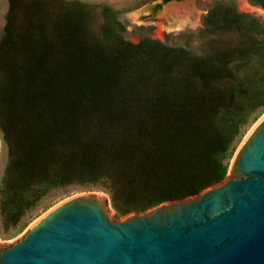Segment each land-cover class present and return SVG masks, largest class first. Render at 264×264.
Returning a JSON list of instances; mask_svg holds the SVG:
<instances>
[{"label":"trees","instance_id":"1","mask_svg":"<svg viewBox=\"0 0 264 264\" xmlns=\"http://www.w3.org/2000/svg\"><path fill=\"white\" fill-rule=\"evenodd\" d=\"M8 1L3 39L19 48L0 53V132L10 155L0 216L15 223L73 183L106 180L125 216L224 179L236 144L264 114V25L256 18L215 4L205 24L232 29L234 47L211 40L196 54L123 40L108 7L90 39L72 8L49 13L40 1Z\"/></svg>","mask_w":264,"mask_h":264},{"label":"water","instance_id":"2","mask_svg":"<svg viewBox=\"0 0 264 264\" xmlns=\"http://www.w3.org/2000/svg\"><path fill=\"white\" fill-rule=\"evenodd\" d=\"M0 264H264V114L219 183L120 221L104 194L75 196L0 244Z\"/></svg>","mask_w":264,"mask_h":264},{"label":"rangeland","instance_id":"3","mask_svg":"<svg viewBox=\"0 0 264 264\" xmlns=\"http://www.w3.org/2000/svg\"><path fill=\"white\" fill-rule=\"evenodd\" d=\"M44 3L49 8V13L60 11L63 14L72 8L77 15L76 21H80L86 26L87 37L92 39L94 35L100 34V25L102 22L101 8L108 7L114 11L118 22L124 26V32L121 34L123 40L133 45H141L142 48L148 49L152 42H157L168 48H181L190 50L193 53L201 54L203 50L208 49L209 41L217 40L215 46H220L228 42L227 48H233L236 34L232 29L219 27L221 23H215L214 26L206 25L205 18L209 10L218 3L235 10L237 13L249 15L256 18L264 25V6L255 4L252 0H177L178 3H168L162 0H32ZM191 3L190 9L193 18L188 23L180 22L181 12L177 17L170 12L169 6L180 5L181 8ZM21 5V4H20ZM185 9V8H184ZM9 10V1L0 0V53L3 54V48L17 49L16 46L8 45V41L3 39L7 36L5 32L6 15ZM21 9H17L19 12ZM72 11V10H71ZM185 11V10H184ZM48 14V13H47ZM178 18V19H177ZM19 19V18H18ZM17 19V20H18ZM185 21V17H183ZM16 20V21H17ZM219 21V20H218ZM29 25L21 28V31L27 30ZM45 30L47 35L54 34V27L51 23L47 24ZM211 30L212 32H207ZM14 29H12L13 33ZM9 35V32H8ZM43 36V34H42ZM3 39V40H2ZM19 41H16L18 43ZM55 41L50 42L51 47ZM31 48V47H28ZM18 50V49H17ZM56 50V49H55ZM0 54V55H1ZM54 57L57 55L53 52ZM261 117V116H260ZM260 117L245 130L244 136L236 144V150L243 142L244 138L257 123ZM235 150V152H236ZM234 152V154H235ZM233 154V156H234ZM233 158V157H232ZM231 158V160H232ZM10 155L6 143L3 141L0 132V190L4 187L6 174L8 172ZM229 161V164L231 162ZM106 180L100 179L95 183H73L72 185L53 189L44 195L33 207L26 210L17 222L8 221L5 214L0 216V244L3 247L8 246L19 240L26 233L27 229L40 219L47 212L65 202L66 200L84 193L104 194L109 202L111 209V218L120 221L125 216L118 215L114 210L111 202L110 193L105 185ZM143 195L135 198L141 199ZM121 202L119 201L118 204ZM150 209V208H149ZM148 210V209H147ZM145 210V211H147ZM143 211V212H145ZM133 211L130 213H143ZM129 213V214H130ZM128 215V214H127Z\"/></svg>","mask_w":264,"mask_h":264},{"label":"bare ground","instance_id":"4","mask_svg":"<svg viewBox=\"0 0 264 264\" xmlns=\"http://www.w3.org/2000/svg\"><path fill=\"white\" fill-rule=\"evenodd\" d=\"M190 6H191V3H188V4H185L182 8L180 5H174V6L167 7V9L170 8V12L172 14L176 15L175 17H177L181 12H185L186 16H183L182 14H180L181 16H178V17H181L182 19L179 21L183 22V24L186 25V23H188L187 21H189L193 18V14L191 12ZM183 17H185V21H184Z\"/></svg>","mask_w":264,"mask_h":264},{"label":"crops","instance_id":"5","mask_svg":"<svg viewBox=\"0 0 264 264\" xmlns=\"http://www.w3.org/2000/svg\"><path fill=\"white\" fill-rule=\"evenodd\" d=\"M128 111L132 114V112H135L136 109H135V106L134 105H130L129 108H128ZM132 116H135L134 114H132Z\"/></svg>","mask_w":264,"mask_h":264},{"label":"flooded vegetation","instance_id":"6","mask_svg":"<svg viewBox=\"0 0 264 264\" xmlns=\"http://www.w3.org/2000/svg\"><path fill=\"white\" fill-rule=\"evenodd\" d=\"M163 2H165L164 0H162ZM167 2H169V1H167Z\"/></svg>","mask_w":264,"mask_h":264}]
</instances>
